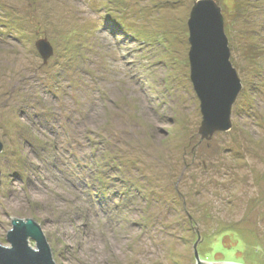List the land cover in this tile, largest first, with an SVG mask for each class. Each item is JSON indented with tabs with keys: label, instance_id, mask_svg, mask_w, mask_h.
Returning a JSON list of instances; mask_svg holds the SVG:
<instances>
[{
	"label": "rangeland",
	"instance_id": "obj_1",
	"mask_svg": "<svg viewBox=\"0 0 264 264\" xmlns=\"http://www.w3.org/2000/svg\"><path fill=\"white\" fill-rule=\"evenodd\" d=\"M195 1L0 0V246L31 219L55 264H264V0H216L241 90L207 141Z\"/></svg>",
	"mask_w": 264,
	"mask_h": 264
},
{
	"label": "water",
	"instance_id": "obj_2",
	"mask_svg": "<svg viewBox=\"0 0 264 264\" xmlns=\"http://www.w3.org/2000/svg\"><path fill=\"white\" fill-rule=\"evenodd\" d=\"M189 12L186 21L189 80L199 102L201 121L198 134L207 141L214 133L227 132L231 128L230 111L241 90L240 80L230 63L222 10L217 1L196 0ZM35 47L43 63L53 55L45 38L37 40ZM2 148L0 144V153ZM10 224L11 229L5 235L8 246H0V264H55L37 223L31 219H17ZM29 239L33 246H29ZM194 254L196 264H209L197 258L196 250Z\"/></svg>",
	"mask_w": 264,
	"mask_h": 264
}]
</instances>
